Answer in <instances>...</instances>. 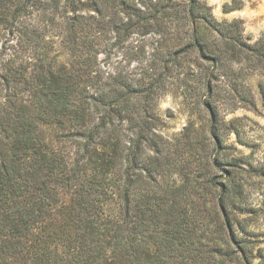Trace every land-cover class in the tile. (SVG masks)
Listing matches in <instances>:
<instances>
[{
  "label": "trees",
  "instance_id": "obj_1",
  "mask_svg": "<svg viewBox=\"0 0 264 264\" xmlns=\"http://www.w3.org/2000/svg\"><path fill=\"white\" fill-rule=\"evenodd\" d=\"M53 27L67 63L50 55ZM133 35L131 57L152 35L163 66L103 69L98 54ZM176 64L207 113L183 134L198 166L180 183L163 177L152 104ZM245 69L264 74V32L251 42L201 0H0V264H254L245 157L226 136L243 139L217 103L248 99Z\"/></svg>",
  "mask_w": 264,
  "mask_h": 264
},
{
  "label": "rangeland",
  "instance_id": "obj_2",
  "mask_svg": "<svg viewBox=\"0 0 264 264\" xmlns=\"http://www.w3.org/2000/svg\"><path fill=\"white\" fill-rule=\"evenodd\" d=\"M211 7L213 16L219 20H232L239 18L243 21V34L251 42L264 32V0H201ZM227 5V6H226ZM55 27L47 29L46 39L52 46L51 56L55 61L67 63L69 56L60 43ZM112 41V40H111ZM140 37L133 35L120 48H114L110 57L104 53L98 54L100 66L113 73L123 71L131 77L139 78L142 71L156 63L157 67L163 66V46L158 51V45L152 35L144 38L143 52L139 58H132L131 52L135 50V44ZM183 65L189 66L196 71L194 62L183 61ZM179 64L174 65L171 72H167L162 81L155 87V99L153 101L154 111L158 117L156 131L160 133L157 139L168 154V160L161 165L164 179L180 183L183 175L190 168H197L198 163L190 156V150L182 147L186 141L183 134L189 130H200L207 113L201 109L202 105L196 100V95L185 96L184 88L180 84L178 73L181 68ZM181 76V75H180ZM237 82L248 90V99H236L228 101L220 98L217 101L220 113L225 119L236 118L242 142L236 141L235 134L226 136L227 142L234 143L235 153L244 155L245 170L241 175L245 180V225L250 231L252 244V255L254 264H264V74L251 69H245L242 75L237 77ZM189 86L197 85L193 78L187 82ZM261 83V84H260ZM262 85V86H260ZM231 107H234L231 111ZM226 110V111H225ZM59 132L56 125H45L43 134L45 140L56 145V135ZM143 156L153 154L152 150L145 149ZM152 162L153 160L147 159ZM189 161V165L184 162ZM197 165V166H195ZM212 170L210 169V173ZM208 173H206L207 175ZM201 178V176H200Z\"/></svg>",
  "mask_w": 264,
  "mask_h": 264
}]
</instances>
